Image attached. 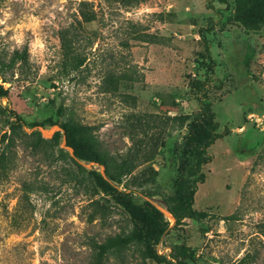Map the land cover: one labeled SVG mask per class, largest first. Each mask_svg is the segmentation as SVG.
Returning <instances> with one entry per match:
<instances>
[{
  "label": "rangeland",
  "instance_id": "obj_1",
  "mask_svg": "<svg viewBox=\"0 0 264 264\" xmlns=\"http://www.w3.org/2000/svg\"><path fill=\"white\" fill-rule=\"evenodd\" d=\"M231 1L0 0V62L13 50L26 51L25 67L0 69L6 90L0 137L9 134L13 114L23 121L11 148L13 164L0 180V264H87V238L101 241L129 230L113 202L98 200L103 212L90 219L97 196L67 177L65 169L74 166L49 164L21 144L34 130L49 138L57 128L39 124L58 119V108L59 120L92 126L108 156L138 151L123 186L168 222L157 254L169 259L177 250L180 264H264V25L245 31L228 22ZM79 2L93 10L94 21L84 25L78 44L82 64L63 72L57 33L73 22ZM199 33L212 60L205 99L217 132L227 133L207 149L210 161L201 166L204 179L193 195L192 209L205 216L174 228L161 197L172 194L184 172L185 124L198 112L188 82L204 75L196 65ZM109 74L116 83L106 80ZM104 264L156 263L131 246Z\"/></svg>",
  "mask_w": 264,
  "mask_h": 264
},
{
  "label": "trees",
  "instance_id": "obj_2",
  "mask_svg": "<svg viewBox=\"0 0 264 264\" xmlns=\"http://www.w3.org/2000/svg\"><path fill=\"white\" fill-rule=\"evenodd\" d=\"M112 1V0H111ZM124 4L137 5L143 0H114ZM231 13L227 17L228 22L239 25L245 31H257L264 25V0H232ZM94 21V12L86 2H79L76 15L72 23L66 28L58 31L57 39L59 44V67L63 72H75L83 62L79 54L78 44L83 37L84 25ZM202 53L196 65L203 69L202 80H191L188 82L189 91L198 105V112L187 118L185 124V135L181 145V164L184 172L175 180L172 194L161 197L165 210L173 220V227H177L183 220L194 217H204L205 214L192 209L193 195L196 186L201 184L204 175L201 166L210 161L207 149L215 140L227 133L217 132L218 125L214 121V113L210 103L205 99L208 86L212 82L208 74L211 72L212 60L209 55L207 44L201 33ZM248 46L251 44L247 41ZM90 44V43H88ZM26 51L23 47L20 51L13 50L6 63L0 62V69L17 65L22 69L26 65ZM0 75H2L0 70ZM109 83H116L114 77L106 76ZM106 81V82H107ZM220 84H212L211 87L219 89ZM6 95V90L0 87V97ZM58 119L51 117L44 119L39 125L42 128L55 126L57 128L49 138L44 139L37 131H32L27 138L21 140V144L28 149L32 155H37L49 164L61 162L74 166L65 169L66 175L76 185L83 187L90 196H97L91 206L100 207V210H92L90 219L94 214H102L104 205H99L98 200L105 203L112 202L119 207L126 216L129 223V230L114 235L105 236L101 241L87 238L86 246L90 251V258L87 264H104L108 256L119 257L123 250L134 246L138 249L141 258L150 260L156 264H180L177 250H172L166 258L156 253L155 248L161 236L167 230L168 222L162 213L150 202L141 200L135 202L132 192H127L124 179L131 174L137 165L138 151H127L123 156L116 159L108 156L98 145L92 126L82 124L76 120H59L62 116V109L56 110ZM23 124L21 118L13 114V122L9 125V134L0 137V180L5 178L13 164L12 147ZM34 127V125H31ZM90 164L101 167L99 172L96 168L86 169L79 165ZM149 183H154L153 177L147 176ZM141 184H139V187ZM151 197L155 193H143ZM180 253V252H179ZM181 254V253H180Z\"/></svg>",
  "mask_w": 264,
  "mask_h": 264
}]
</instances>
